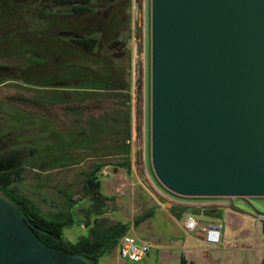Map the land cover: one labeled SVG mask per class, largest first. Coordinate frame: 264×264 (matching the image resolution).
Segmentation results:
<instances>
[{
  "label": "rangeland",
  "instance_id": "obj_1",
  "mask_svg": "<svg viewBox=\"0 0 264 264\" xmlns=\"http://www.w3.org/2000/svg\"><path fill=\"white\" fill-rule=\"evenodd\" d=\"M30 4L35 0H0V169L15 171V190L46 217L72 216L74 227L64 231L70 242L117 223L136 224L164 188L151 160V0H131L132 22L121 37L133 38L124 60L113 58L106 47L110 37L104 32L113 29L103 6L65 19L71 7L53 6L40 17L20 9ZM64 38L102 43L88 52L63 45ZM127 85L131 94L114 93ZM129 109L135 137L129 145L131 172L110 169L118 186L108 169H101L100 189L87 192L95 166L127 159L118 146ZM230 200L256 218L264 214V198ZM100 264L121 262L111 250Z\"/></svg>",
  "mask_w": 264,
  "mask_h": 264
},
{
  "label": "water",
  "instance_id": "obj_2",
  "mask_svg": "<svg viewBox=\"0 0 264 264\" xmlns=\"http://www.w3.org/2000/svg\"><path fill=\"white\" fill-rule=\"evenodd\" d=\"M151 160L177 197L264 198V0H151ZM0 264L92 263L0 192Z\"/></svg>",
  "mask_w": 264,
  "mask_h": 264
},
{
  "label": "crops",
  "instance_id": "obj_3",
  "mask_svg": "<svg viewBox=\"0 0 264 264\" xmlns=\"http://www.w3.org/2000/svg\"><path fill=\"white\" fill-rule=\"evenodd\" d=\"M127 90L128 85L127 89L114 90V93L131 94ZM129 110L133 116L134 110ZM133 140L134 135L127 139V145ZM111 168L121 167L110 163L103 168L108 169L106 172L111 181L120 186ZM122 169L127 175L131 172V169ZM158 191V196L151 201L148 210L138 216L136 224H129V231L149 241L153 250L142 262L132 263L119 258L118 243L112 253L116 254L121 264H260L264 253V236L261 222L254 214L234 207V201L230 198H174L164 188ZM169 201L172 207H168ZM147 215L151 216L143 220ZM188 215L196 216L202 223L223 224L226 230L222 243L217 247L207 246L197 233L186 230L185 219Z\"/></svg>",
  "mask_w": 264,
  "mask_h": 264
},
{
  "label": "trees",
  "instance_id": "obj_4",
  "mask_svg": "<svg viewBox=\"0 0 264 264\" xmlns=\"http://www.w3.org/2000/svg\"><path fill=\"white\" fill-rule=\"evenodd\" d=\"M63 1H67L72 4L74 12L77 14H88L91 12V9L88 6V3L91 0H54V3L60 4ZM74 43L84 49L93 51L98 44V40L82 39L74 41ZM97 122L98 121L96 120V124H94L97 125L98 129ZM125 127L127 128L125 139H122L121 141L119 140L121 144H119L118 148L122 149L121 155L127 159L122 161L119 160L117 162L103 161L95 166L86 180L85 188L87 192L96 193L100 189L101 184L97 180L96 174L110 163H114V165L127 170L131 169V161L129 158L131 155V147H129L126 143L127 139L131 136V120L129 113L127 114ZM110 146L111 148L113 146L115 147V144L113 143ZM14 174L15 171L0 169V192L8 196L16 204L20 212L30 220L32 226L34 227V232L47 246L69 253L82 254L89 259L92 264H100L101 259L114 249L118 245L120 238L130 230L129 224L117 223L109 227L103 233L92 231L94 233V238L84 236L76 243L70 242L65 238L64 231L74 227L72 216L69 215L68 217H63L65 215L62 214V212L53 215L57 217H46L43 215L31 199L15 190ZM96 199L99 202H102L101 194L98 193ZM150 216L151 215H147L143 218V220L149 218Z\"/></svg>",
  "mask_w": 264,
  "mask_h": 264
},
{
  "label": "flooded vegetation",
  "instance_id": "obj_5",
  "mask_svg": "<svg viewBox=\"0 0 264 264\" xmlns=\"http://www.w3.org/2000/svg\"><path fill=\"white\" fill-rule=\"evenodd\" d=\"M27 0H17V2H26ZM36 4L35 5H29L27 8L26 6H21L20 9L23 10L25 9L27 12H30L31 14H33V16H45L44 11H46L48 8L51 7H63V8H68L71 7L73 9V5L68 3L67 1H63L60 4H56L54 3V1L52 2L53 4H49V2L47 0H35ZM92 3V4H91ZM131 4V0H91L88 3L89 8L91 9V11L93 10L92 7H94V11L96 12L97 7L99 8L100 6L104 7V11L105 13H103L104 18L106 17L105 14H107L106 18H109L108 21L111 23V27L113 30H109L107 31V28L105 30V34L103 36L106 37H110L107 40V45L106 47L108 48L109 51H111V55L113 58L115 55L120 56L119 58H117L118 60H124L126 58H129L130 56L128 55V51H127V45L128 42L133 38L132 35H129L127 37H125L124 39L121 37L123 34H125L126 30L130 28L131 25V13L129 10V5ZM92 5V6H91ZM124 5H127V8L124 9ZM96 7V9H95ZM73 13L71 14H67L64 13V17L65 19H73L76 16L79 15H85V14H77L74 12V9L72 11ZM17 13V12H16ZM19 13V12H18ZM111 35V36H110ZM85 38H77L71 41H67V39L64 38V40L61 41V43L63 45H69L70 47L73 48H82L80 46H77L74 41H78V40H82ZM104 41V39H103ZM109 42V43H108ZM100 42L98 45L101 46ZM101 48V47H100ZM103 48V47H102ZM84 49V48H82ZM87 50V49H85ZM95 50V49H94ZM93 50V51H94ZM88 52H90L89 50H87ZM129 56V57H128Z\"/></svg>",
  "mask_w": 264,
  "mask_h": 264
},
{
  "label": "built area",
  "instance_id": "obj_6",
  "mask_svg": "<svg viewBox=\"0 0 264 264\" xmlns=\"http://www.w3.org/2000/svg\"><path fill=\"white\" fill-rule=\"evenodd\" d=\"M258 220L264 222V214ZM185 228L189 232L197 233L207 246L217 247L222 243L223 224L202 223L196 216L188 215L185 219ZM153 250V245L128 231L119 240V258L122 261L140 263Z\"/></svg>",
  "mask_w": 264,
  "mask_h": 264
}]
</instances>
